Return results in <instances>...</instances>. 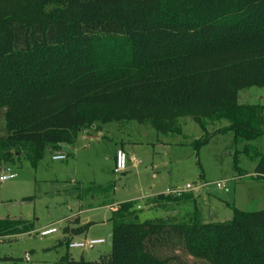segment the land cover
Returning <instances> with one entry per match:
<instances>
[{"label": "trees", "instance_id": "obj_1", "mask_svg": "<svg viewBox=\"0 0 264 264\" xmlns=\"http://www.w3.org/2000/svg\"><path fill=\"white\" fill-rule=\"evenodd\" d=\"M264 86V0H0V170L72 145L80 133L132 121L181 135L231 131L264 178V105L238 93ZM225 127L208 131L216 122ZM192 191L145 200L164 216L140 221L133 202L111 211V249L52 264H264V209L205 221ZM70 223L60 245L85 231ZM33 231L0 219V238ZM4 260H10L3 257Z\"/></svg>", "mask_w": 264, "mask_h": 264}, {"label": "rangeland", "instance_id": "obj_2", "mask_svg": "<svg viewBox=\"0 0 264 264\" xmlns=\"http://www.w3.org/2000/svg\"><path fill=\"white\" fill-rule=\"evenodd\" d=\"M238 103L264 105V86L239 91ZM179 125L181 135L165 136L150 125L109 123L89 135L80 133L72 145H63L62 151L72 153L63 161L51 160L52 152H46L35 167L25 156L7 163L0 176L12 173L15 177L0 181V219L25 220L33 231L0 238V264H52L65 253L75 260L99 259L111 249V211L105 205L133 202L135 208L140 206V221L162 217L161 209H147L140 197L151 188L199 187L194 193L205 221L229 220L233 208L263 210L264 178L256 173V160L237 154L242 144L235 145L233 133L212 135L196 149L192 141L204 134L198 124L181 118ZM226 125L222 120L208 131ZM254 144L264 151V137ZM117 147L128 156L127 170L118 174L113 172ZM222 181L224 187L218 188L216 183ZM72 214L86 227L74 241L103 238L104 243L85 249L60 245L67 224L78 223ZM52 223L57 233L41 236L40 229Z\"/></svg>", "mask_w": 264, "mask_h": 264}, {"label": "built area", "instance_id": "obj_3", "mask_svg": "<svg viewBox=\"0 0 264 264\" xmlns=\"http://www.w3.org/2000/svg\"><path fill=\"white\" fill-rule=\"evenodd\" d=\"M66 158V155L63 153H57L52 155V159L53 160H64ZM127 162H128V156L126 154V152L122 149V148H118L115 151V155H114V166H113V172L114 173H123L127 170ZM14 175L13 174H2L0 176V181H5L7 179H11L13 178ZM216 186L218 188H222L224 187V182H218L216 183ZM199 187H194L190 184H187L185 187H183L182 189H171V190H167V192L165 194H172V195H180L182 192H186V191H195L198 190ZM139 208V206H138ZM56 232V228L55 227H48L45 229H42L40 231V235L41 236H48L51 235L53 233ZM104 240L103 239H88L85 240L83 242H70L68 244V247L71 249H85L88 247H93L97 244H101L103 243Z\"/></svg>", "mask_w": 264, "mask_h": 264}, {"label": "crops", "instance_id": "obj_4", "mask_svg": "<svg viewBox=\"0 0 264 264\" xmlns=\"http://www.w3.org/2000/svg\"><path fill=\"white\" fill-rule=\"evenodd\" d=\"M92 131H85V132H83V133H85L86 135H89L90 133H91ZM62 148H63V145L57 150V151H55V152H52V155H54V154H57V153H63V154H65L66 155V158L68 157V155H71L72 153H65L64 151H62ZM116 149H118V147L116 148ZM123 150H124V148H122ZM125 151V150H124ZM126 152V151H125ZM126 154H127V152H126ZM114 155H115V152H114V154H113V164H114ZM65 158V159H66ZM64 159V160H65ZM51 160H53L52 159V156H51ZM53 161H63V160H53ZM129 161L131 162V161H133V159L132 158H130L129 159ZM8 174H12V173H8ZM14 175V174H13ZM14 177H15V175H14ZM13 177V178H14ZM13 178H11V179H13ZM8 180V179H7ZM6 181V180H5ZM3 182V181H2ZM171 189H176V188H174V187H169V188H166V189H162V190H156V189H148V190H146V191H144L143 192V194L140 196L142 199H144V200H146L147 198H150V197H153V196H156V195H159V194H165L166 192H167V190H171ZM192 192H194V191H192ZM195 193H196V191H195ZM117 204H119V203H111V204H106L105 206H107V207H109L110 208V211H112V209L115 207V205H117ZM140 207V206H139ZM92 208V207H91ZM146 208H147V206H146ZM86 209H88V208H86ZM147 209H149V208H147ZM82 210V209H81ZM81 210H79L78 212H77V214L81 211ZM151 210H153V209H151ZM71 216H75V217H77L76 216V214H72ZM67 218V217H66ZM59 221H62V220H59ZM77 221H78V217H77ZM70 223H72L73 224V222H69L68 224H70ZM74 223H76V222H74ZM78 224H79V221H78ZM80 225V224H79ZM81 226V225H80ZM48 227H55L54 226V223H52V224H50V225H48V226H46V227H43V228H41L40 229V231L42 230V229H45V228H48ZM56 228V227H55ZM57 229H56V232L55 233H57ZM54 234V233H53ZM52 235V234H51ZM75 237H77V236H71L70 237V242H77V241H74L73 239L75 238ZM88 239H103V238H87V237H85V239H84V241L85 240H88ZM104 240V239H103ZM81 242V241H80ZM104 243V242H103ZM94 247V246H93ZM93 247H89V248H93ZM69 248V247H68ZM71 249V248H70Z\"/></svg>", "mask_w": 264, "mask_h": 264}]
</instances>
